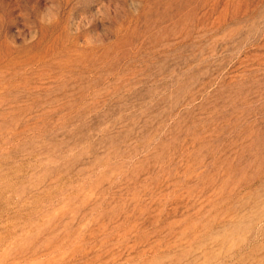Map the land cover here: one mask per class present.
I'll use <instances>...</instances> for the list:
<instances>
[{"label": "rangeland", "instance_id": "374dc122", "mask_svg": "<svg viewBox=\"0 0 264 264\" xmlns=\"http://www.w3.org/2000/svg\"><path fill=\"white\" fill-rule=\"evenodd\" d=\"M0 264H264V0H0Z\"/></svg>", "mask_w": 264, "mask_h": 264}]
</instances>
